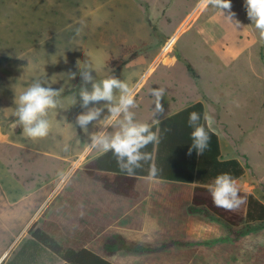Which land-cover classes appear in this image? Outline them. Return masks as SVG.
Wrapping results in <instances>:
<instances>
[{"label": "rangeland", "instance_id": "1", "mask_svg": "<svg viewBox=\"0 0 264 264\" xmlns=\"http://www.w3.org/2000/svg\"><path fill=\"white\" fill-rule=\"evenodd\" d=\"M230 3L229 10L208 0H0V131L5 136L0 140V187L10 206L0 204V263L6 264L33 233L43 230L68 248L87 249L113 264H264V222L229 226L205 211L190 213L195 184L152 175L144 179V191L134 197V203L144 202V233H128L127 240L151 247L144 254L121 251L110 256L104 243L115 230L97 238L91 229L75 233L73 225L68 229L59 222L64 218L54 219L63 212L60 187L68 185L62 177L66 167L87 153L86 164L80 166L84 171L99 152L89 146L90 135L101 130L99 122L87 125V132L76 124V117L88 110L81 106L83 69L77 65L86 60L97 66L93 82L114 76L128 85L136 122L158 124L203 102L224 156H236L246 168L237 180L239 192L264 202V40L247 17L245 0ZM229 13L240 26L229 20ZM183 25L172 49L165 51ZM131 49L139 53L134 59ZM36 81L64 95L46 117L48 135L30 139L17 134L8 119L15 115V97ZM86 87L91 90V84ZM153 89H164L163 115L154 114ZM119 95L114 92L113 103ZM104 115L106 109L101 120ZM117 130L116 122L108 128ZM21 144L37 147V155L28 154ZM19 172L37 184L53 180L55 190L54 199L18 231L3 179L19 180ZM50 256L51 251L43 252L39 264H64Z\"/></svg>", "mask_w": 264, "mask_h": 264}, {"label": "trees", "instance_id": "2", "mask_svg": "<svg viewBox=\"0 0 264 264\" xmlns=\"http://www.w3.org/2000/svg\"><path fill=\"white\" fill-rule=\"evenodd\" d=\"M131 51L132 58H136L139 54L138 51L135 49H131ZM179 58L181 59V57ZM186 67L194 78H198L190 63H187ZM42 86L45 85L42 84ZM63 95L60 94L57 100ZM193 111L200 114L199 123L205 127V131L210 137L208 149L199 156L195 150L191 155L188 154L192 145L190 139L192 129L188 126V116ZM205 115V105L199 101L168 116L158 124L151 125V130L157 134L158 139L141 150L147 153L150 158L141 161V167L135 169L131 175L118 167L116 158L110 151L90 161L85 170L78 175L81 178L87 175L94 177L116 194H123L126 186L127 193H130L129 188H133L137 177L151 175L154 178L170 182L195 184L192 205L189 208L190 213L197 214L205 211L217 216L229 226H239L244 222H264V202L252 193L239 192L243 203L234 212L224 211L213 205L208 185L214 178L220 173H230L237 181L245 174L246 168L236 156H224L220 138L208 126ZM1 119L0 116V122H2ZM8 120L15 124L14 130L17 134L23 132L22 127L16 124V115H11ZM62 243L63 240L57 239L43 230H38L33 233L32 239L24 243L6 264H39L38 260L42 253L48 250L53 254L49 258H57L64 264H113L87 249L68 248ZM104 250L111 256L121 251L144 254L152 249L144 245L129 243L121 234H114L105 241Z\"/></svg>", "mask_w": 264, "mask_h": 264}, {"label": "clouds", "instance_id": "3", "mask_svg": "<svg viewBox=\"0 0 264 264\" xmlns=\"http://www.w3.org/2000/svg\"><path fill=\"white\" fill-rule=\"evenodd\" d=\"M208 2L220 9L230 10L231 8L230 0H208ZM245 8L248 19L258 30L260 39L264 40V0H245ZM234 15V13H229V20L240 26L239 21L233 20ZM78 64L83 69L80 72L82 85L79 97L82 101L81 106L88 110L76 117V124L87 132V125L98 121L102 126L101 130L90 135L89 146L112 152L118 167L131 175L135 169L141 167V161L150 158L141 150L155 142L158 139L157 134L151 130L149 124L135 121L134 113L130 109L136 105L126 83L114 76L93 82L96 64L89 60L84 63L77 61ZM69 74L72 79L76 76L75 73ZM88 84H91V90L86 87ZM60 91V89L42 86L39 81H36L27 87L18 98L15 97L16 124L22 127L26 137L38 139L48 135L50 124L46 117L50 109L57 108V97ZM116 91H119L120 95L118 102L113 103ZM151 95L155 98L154 114L163 115L164 107L161 101L164 89H153ZM101 101L105 102L103 107H88L90 104L96 105ZM105 109L107 115H104L101 120L100 117ZM200 119L199 113L195 111L189 113L188 126L192 129L190 133L192 145L189 148V155L193 150L198 156L202 155L209 147L210 137L205 127L199 123ZM113 122H116L119 130L109 132L108 128L113 125ZM208 191L213 205L224 211L234 212L243 203L237 181L230 173L218 174L208 185Z\"/></svg>", "mask_w": 264, "mask_h": 264}, {"label": "crops", "instance_id": "4", "mask_svg": "<svg viewBox=\"0 0 264 264\" xmlns=\"http://www.w3.org/2000/svg\"><path fill=\"white\" fill-rule=\"evenodd\" d=\"M1 134L2 139L0 140L5 139L2 132ZM21 147H24L28 154L37 155V147L34 148L30 144L24 146L21 144ZM98 151V154L92 160L105 153L102 148H99ZM50 155L52 157V154ZM87 155V153L83 154L77 160L71 161V164L65 169V175H62V177L64 176V182L68 181V185L66 188L63 183L60 187L61 191L63 190V212L60 213V216L54 217L55 221H58L59 218H64L63 221L59 222L66 223L68 229L73 225L72 232L78 233L81 230L86 232V229H91L92 232L97 233V238L102 233L111 230H115V234H121L127 240H131L128 233H144V202L136 204L134 203V197L144 191V179L147 177H137L133 188H129L130 193H127L128 188L126 186L123 194H116L112 190L107 189L104 183L99 182L98 179L88 175L81 178L78 175L83 171V167L80 166L87 161ZM66 158L59 157V160L64 163V161H69ZM19 176V180L15 179L14 176L13 179L10 178L11 180L3 179L4 191H8L7 193L12 195L10 196L11 200L9 196L8 199L9 203L13 204L14 222L20 225L17 229L18 231L26 227L33 217L39 211H42L43 206L48 203L49 199H54L52 192L55 190L50 186L53 180L37 184L38 182H34L31 177H26L20 172ZM142 200L144 199L140 198V201ZM5 202L0 187V204L10 208V206L5 205ZM84 227L86 228L83 230ZM141 239L144 240V235L141 236ZM136 244L144 245L143 243Z\"/></svg>", "mask_w": 264, "mask_h": 264}, {"label": "bare ground", "instance_id": "5", "mask_svg": "<svg viewBox=\"0 0 264 264\" xmlns=\"http://www.w3.org/2000/svg\"><path fill=\"white\" fill-rule=\"evenodd\" d=\"M186 25H183L181 29H179L168 41V43H166V47H165V51H170L173 47V45L176 43L177 39L179 38V36L181 35V33L185 30ZM167 53V52H166ZM166 55V54H165ZM156 68V67H154ZM151 70V69H150ZM149 70V71H150ZM154 70V69H153ZM152 71V70H151ZM153 72V71H152ZM0 138H2V134L0 132Z\"/></svg>", "mask_w": 264, "mask_h": 264}, {"label": "water", "instance_id": "6", "mask_svg": "<svg viewBox=\"0 0 264 264\" xmlns=\"http://www.w3.org/2000/svg\"><path fill=\"white\" fill-rule=\"evenodd\" d=\"M1 264V263H0Z\"/></svg>", "mask_w": 264, "mask_h": 264}]
</instances>
